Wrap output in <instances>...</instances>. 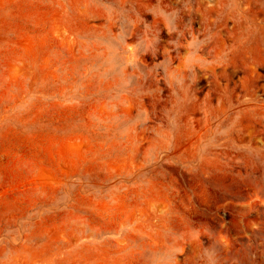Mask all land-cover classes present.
<instances>
[{
    "label": "rangeland",
    "instance_id": "obj_1",
    "mask_svg": "<svg viewBox=\"0 0 264 264\" xmlns=\"http://www.w3.org/2000/svg\"><path fill=\"white\" fill-rule=\"evenodd\" d=\"M0 264H264V0H0Z\"/></svg>",
    "mask_w": 264,
    "mask_h": 264
}]
</instances>
